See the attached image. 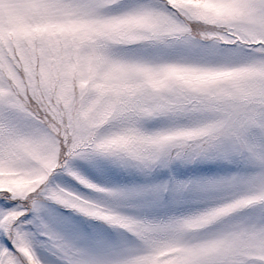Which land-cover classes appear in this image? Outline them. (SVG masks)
<instances>
[{"label": "snow or ice", "instance_id": "1", "mask_svg": "<svg viewBox=\"0 0 264 264\" xmlns=\"http://www.w3.org/2000/svg\"><path fill=\"white\" fill-rule=\"evenodd\" d=\"M0 170V264H264V0H0Z\"/></svg>", "mask_w": 264, "mask_h": 264}, {"label": "rangeland", "instance_id": "2", "mask_svg": "<svg viewBox=\"0 0 264 264\" xmlns=\"http://www.w3.org/2000/svg\"><path fill=\"white\" fill-rule=\"evenodd\" d=\"M156 125L150 124L148 127H155ZM102 172L98 173L96 170L89 168L87 165H80L81 170L96 183H109L111 185L132 187L150 182H158L167 180L170 177L177 181L196 180L207 177L221 176L232 174L239 169L234 165L220 164V163H201L182 164L174 163L165 169L156 170L150 177H143L135 173L125 172L121 169L102 164ZM69 183H71L69 181ZM181 210H189L203 207L202 204L191 203V198ZM90 231V230H89ZM102 236L108 241H115L116 234L112 229L104 227Z\"/></svg>", "mask_w": 264, "mask_h": 264}, {"label": "clouds", "instance_id": "3", "mask_svg": "<svg viewBox=\"0 0 264 264\" xmlns=\"http://www.w3.org/2000/svg\"><path fill=\"white\" fill-rule=\"evenodd\" d=\"M175 3L182 6H191V7H207L213 3V0H174ZM44 30L55 31V32H81L83 31L82 27L79 25H66V26H57L49 25L46 26ZM30 181L25 180L22 177L17 176L15 173H6L0 170V189L4 187L5 184L9 185L11 188L20 189L25 187ZM195 227L188 228L187 231H194ZM241 237H237L235 240L230 241V243H239ZM179 248H170L165 252V255L170 256V261L172 264H177L179 257ZM25 255H29L28 251L25 249Z\"/></svg>", "mask_w": 264, "mask_h": 264}]
</instances>
